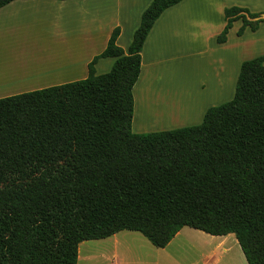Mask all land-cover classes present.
Here are the masks:
<instances>
[{
  "label": "trees",
  "instance_id": "trees-1",
  "mask_svg": "<svg viewBox=\"0 0 264 264\" xmlns=\"http://www.w3.org/2000/svg\"><path fill=\"white\" fill-rule=\"evenodd\" d=\"M181 1L153 0L127 52L116 27L87 78L0 98V264H78L81 243L123 230L165 248L184 227L235 234L247 263L264 264V55L200 124L133 132L144 43ZM263 15L226 8L217 42L237 20L239 36L257 31Z\"/></svg>",
  "mask_w": 264,
  "mask_h": 264
},
{
  "label": "crops",
  "instance_id": "crops-1",
  "mask_svg": "<svg viewBox=\"0 0 264 264\" xmlns=\"http://www.w3.org/2000/svg\"><path fill=\"white\" fill-rule=\"evenodd\" d=\"M152 1L15 0L4 6L0 9V98L87 78L89 63L106 49L111 34L116 27L121 28L117 45L126 52L128 51L133 41L134 33L141 24L142 15ZM228 3L230 4H222L219 7V22H217L216 26L214 25L211 28L209 23L203 25L205 33L203 43L199 44V41H193L197 46L192 45V47H200L193 54L200 56L202 54L203 57L206 56L208 47L211 45L215 46L218 50L226 46L230 47L228 49L234 48L233 50H239L241 53L240 58L238 61L235 59L236 64L233 74L235 79L233 78V86L227 94L229 96L228 99H230L233 97V94L235 95L237 75L239 76L242 63L245 60L264 55V23L261 24L257 31L247 28L244 34L239 36L238 30L243 25V21L237 20L229 31L227 41L225 43H218L217 38L227 23L225 9L238 6L248 8L252 13L264 12V0H229ZM194 6H196L195 0H183L167 8L149 32L141 52V74L133 89L135 99L134 112L139 104L138 96L141 95L143 97L139 87L142 84L144 76L147 73L152 74L151 72H156L161 66H169L171 60L178 56L174 55L173 52L160 54L157 51V44L161 39L162 42L167 40V30L172 29L173 22L177 21V17L183 12L187 13L191 11ZM28 17L36 20V23L38 22L40 26L45 25L49 27L50 32L51 30L53 31L52 34L55 37L53 46L50 45V42L46 41L43 44L39 43V46L42 48L37 47L28 51V47L21 42L19 37H9L7 35L8 30L20 26L23 20ZM176 41L178 42L177 39ZM182 42H185L183 47L186 48L192 44V41L188 43L184 38L180 40V44ZM115 60L112 57L100 59L95 65L97 75L111 71ZM239 67L240 69H238ZM205 88L206 85H203L201 90L204 91ZM210 107L212 106H207L203 113H201L200 123L203 121ZM140 116L142 115H137L136 113L133 117L132 128L135 133L158 132L192 126L187 123L167 128L145 129L142 127L143 118ZM193 125H197V123ZM183 229L174 239L182 234ZM232 235L235 236V234L210 236L214 240L220 241ZM138 236L137 231L123 230L106 238L105 241L108 240L111 247L104 250L105 254L102 260L109 262V264H138L144 257L149 256V253L160 252L158 249L161 248L155 250L153 247L146 248L145 251L140 250V245H149L144 239H139ZM235 242L232 244L235 245ZM223 249L225 250L223 255L230 252L229 248L225 247ZM132 256H134L133 260ZM208 260L209 258H207ZM238 263L243 264L242 261H238ZM228 264H235L234 260L230 258V263Z\"/></svg>",
  "mask_w": 264,
  "mask_h": 264
},
{
  "label": "rangeland",
  "instance_id": "rangeland-1",
  "mask_svg": "<svg viewBox=\"0 0 264 264\" xmlns=\"http://www.w3.org/2000/svg\"><path fill=\"white\" fill-rule=\"evenodd\" d=\"M228 2L229 0H195L196 6L193 7L195 10L192 9L187 13H181L177 17V21L173 22L172 29L167 30V40L162 42L161 39L159 41L157 51L160 54L173 52L174 55L178 56L171 60L169 66H161L156 72H151L152 74L147 73L144 76L142 84L139 87L143 97L141 95L138 96L139 104L134 114L140 115L141 109L146 112L145 114H149L147 111L149 102L154 106L162 105L163 98L173 101L175 95H179L180 93L185 95L187 107L181 112L180 118L178 116L179 119L173 118L174 120L171 121V118H169V120L162 122L165 125L158 127H149L146 120L145 123L143 120V128H167L187 123L191 125L195 123L199 124L201 113H203L207 106H218L233 99L234 94L230 99H228L229 96L227 94L233 86V78L235 79L233 74L236 60L238 61L241 55L239 50H233L232 46V49H228L230 47L226 46L218 50L215 46L211 45L208 47L206 56L203 57L202 54L201 56L193 54L200 47H192V45L196 44L193 41H199V44L203 43L205 40L203 25L209 23L211 28L214 25L216 26L217 22H219V7L222 4L229 5L230 3ZM49 30V27L45 25L40 26L38 22L36 23V20L28 17L23 20L20 26L8 30L7 35L9 37H19L21 42L28 47L27 50L29 51L37 47L42 48L39 46V43L43 44L46 41L50 42V45L53 46L55 37L52 34L53 31L51 30L50 32ZM182 38L188 43L192 41L191 46L188 48L183 47L185 42L180 44ZM203 85H206L204 91L201 90ZM170 104L168 100V104L166 105L170 106ZM137 235H139V239H144L149 245H140V250L145 251L149 247H153L155 250L158 249L144 235L138 232ZM235 239L236 237L232 235L229 238L217 241L211 238L210 234L185 227L182 234L174 239L165 249H158L160 251L158 253H149V256L144 257L141 262L138 261L140 262L138 264H228L230 263V258L234 260L235 264H240L238 261L247 264L241 247L237 239L235 242ZM105 240L106 238L88 240L81 243L78 264H109V262L102 260L105 254L104 250L111 247L108 240ZM233 242H235V245L232 244ZM225 247L229 248L230 252L223 255L225 252L223 248ZM207 258H209L208 261ZM133 259L134 256H132Z\"/></svg>",
  "mask_w": 264,
  "mask_h": 264
},
{
  "label": "bare ground",
  "instance_id": "bare-ground-1",
  "mask_svg": "<svg viewBox=\"0 0 264 264\" xmlns=\"http://www.w3.org/2000/svg\"><path fill=\"white\" fill-rule=\"evenodd\" d=\"M185 99H186L185 95H182L180 93L179 95L177 94L175 95V98L173 101L171 99H166V98H163V101L161 99V101L163 102L162 107L161 105H157L158 104L157 102H156L157 104H155L157 106H154L153 104H150L149 102V108H147V111L149 114H145L146 112L144 110L142 111L141 109L142 116L140 117L143 118L144 123L146 120L147 125L149 127H155V126L158 127L160 125H165L162 122L169 120V118H171L170 119L171 121L174 120L173 118L177 119L178 116L180 118L181 112H183L184 108L187 107L185 103ZM168 100L171 103L170 106L166 105L168 104Z\"/></svg>",
  "mask_w": 264,
  "mask_h": 264
}]
</instances>
